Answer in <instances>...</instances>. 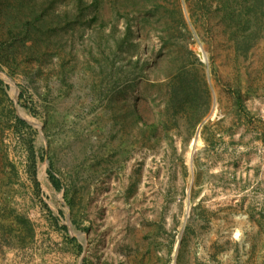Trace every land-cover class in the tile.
Segmentation results:
<instances>
[{
	"label": "rangeland",
	"instance_id": "rangeland-1",
	"mask_svg": "<svg viewBox=\"0 0 264 264\" xmlns=\"http://www.w3.org/2000/svg\"><path fill=\"white\" fill-rule=\"evenodd\" d=\"M0 82V264H264V0H0Z\"/></svg>",
	"mask_w": 264,
	"mask_h": 264
},
{
	"label": "trees",
	"instance_id": "trees-1",
	"mask_svg": "<svg viewBox=\"0 0 264 264\" xmlns=\"http://www.w3.org/2000/svg\"><path fill=\"white\" fill-rule=\"evenodd\" d=\"M0 84H1V82H0ZM16 123H17V130H19L18 126H21V127L26 126L25 122H23L17 118H16ZM52 184L55 188L57 187V185L54 181H52Z\"/></svg>",
	"mask_w": 264,
	"mask_h": 264
},
{
	"label": "bare ground",
	"instance_id": "bare-ground-1",
	"mask_svg": "<svg viewBox=\"0 0 264 264\" xmlns=\"http://www.w3.org/2000/svg\"><path fill=\"white\" fill-rule=\"evenodd\" d=\"M201 57H203V55L201 54Z\"/></svg>",
	"mask_w": 264,
	"mask_h": 264
}]
</instances>
